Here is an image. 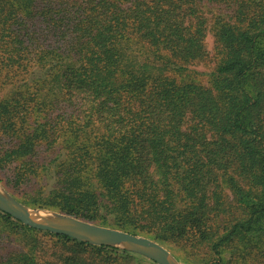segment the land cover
I'll return each mask as SVG.
<instances>
[{
  "label": "trees",
  "instance_id": "1",
  "mask_svg": "<svg viewBox=\"0 0 264 264\" xmlns=\"http://www.w3.org/2000/svg\"><path fill=\"white\" fill-rule=\"evenodd\" d=\"M0 140L26 207L264 264V0H0ZM124 254L0 211V264Z\"/></svg>",
  "mask_w": 264,
  "mask_h": 264
},
{
  "label": "water",
  "instance_id": "2",
  "mask_svg": "<svg viewBox=\"0 0 264 264\" xmlns=\"http://www.w3.org/2000/svg\"><path fill=\"white\" fill-rule=\"evenodd\" d=\"M0 211L31 229L65 236L79 242H85L96 246H110L117 249L128 250L155 264H176L168 251L153 240L83 222L60 213L44 210L31 211L8 196L2 189H0ZM29 212L49 213L60 217L66 224L60 225L51 222H40L34 220Z\"/></svg>",
  "mask_w": 264,
  "mask_h": 264
},
{
  "label": "rangeland",
  "instance_id": "3",
  "mask_svg": "<svg viewBox=\"0 0 264 264\" xmlns=\"http://www.w3.org/2000/svg\"><path fill=\"white\" fill-rule=\"evenodd\" d=\"M207 43H208V50L212 52V37L211 35L208 36L207 38ZM197 72H202V73H208L209 68L206 67L205 69L202 67H198L196 69ZM206 76H196L193 75L192 80L194 82H199L202 84H206ZM0 143L3 144L4 141L2 142L0 140ZM13 165H8L5 169L1 170L0 169V189H2L8 196L13 198L18 202V196L14 194L9 187L4 186L5 177L10 176V172L12 169ZM4 168V167H3ZM20 203V202H19ZM22 204V203H20ZM23 205V204H22ZM25 206V205H23ZM26 207V206H25ZM27 209L31 211H37L40 209H33L30 207H26ZM44 211H50V210H44ZM53 213H57L54 211H50ZM44 214H49V213H44ZM157 243V242H156ZM161 245L163 248H165L168 253L170 254L172 260L176 264H258L260 260L254 259L252 255L250 254L249 256L243 257L241 254L238 253V251H230L226 255H223L224 259L218 260L219 258L215 256H210V253L206 252L205 250H188V249H178L177 247L171 245V244H164V243H158ZM121 252H125V254L122 256V259H120V264H155L152 261L134 254L128 250L124 249H119Z\"/></svg>",
  "mask_w": 264,
  "mask_h": 264
},
{
  "label": "bare ground",
  "instance_id": "4",
  "mask_svg": "<svg viewBox=\"0 0 264 264\" xmlns=\"http://www.w3.org/2000/svg\"><path fill=\"white\" fill-rule=\"evenodd\" d=\"M29 213L34 220L40 222H44V223L51 222L60 225L66 224L60 217H57L52 214L35 213V212H29Z\"/></svg>",
  "mask_w": 264,
  "mask_h": 264
}]
</instances>
